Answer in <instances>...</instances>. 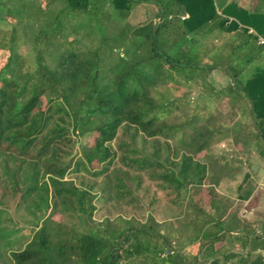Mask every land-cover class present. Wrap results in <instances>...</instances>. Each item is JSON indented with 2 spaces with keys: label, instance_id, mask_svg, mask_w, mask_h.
<instances>
[{
  "label": "trees",
  "instance_id": "16d2710c",
  "mask_svg": "<svg viewBox=\"0 0 264 264\" xmlns=\"http://www.w3.org/2000/svg\"><path fill=\"white\" fill-rule=\"evenodd\" d=\"M56 1L61 8L53 5ZM148 1L0 0V21L10 25L0 38V162L6 156L16 159L15 170L11 173L5 165L4 173L10 175L18 206L29 202L34 209L28 211L33 220L15 221V226L20 225L15 230L0 222V243L11 264H198L196 254L187 262L181 247L152 232L150 224L120 229L108 222L91 225L92 185L64 179L71 167L101 175L117 163L125 174L136 177L137 185L146 177L169 196L179 198L188 191L192 230L188 238L194 248L206 244L217 253L221 247L214 244L225 245L226 236H232L234 223L218 200L219 193L212 185L201 189L208 165L197 156L216 140L227 139L246 150L253 146L264 155V48L257 43L258 35L264 37V0H250L245 6L234 0H151L156 11L149 15L154 17L146 16L136 25L127 20ZM112 27L117 33L110 37ZM80 30L97 36L96 45L88 43L80 50L79 38L72 36ZM171 31L173 45L178 46L176 60L159 44V38ZM227 32H231L228 40L220 45L210 40ZM25 43L35 53L32 71L21 67L25 54L18 48ZM50 56L54 61L48 63ZM146 63L155 65L157 74L165 72L167 83L187 88L219 68L230 82L221 92L211 82H202L204 87L209 85L210 96L219 94L230 105L237 104L242 116L248 113L252 127L242 133L240 123L200 124L203 117L195 111L184 124L162 122L161 113L176 110L178 104L175 97L162 102L152 98L157 82L143 70ZM55 114L59 115L48 129ZM67 125L81 135L94 133L93 143L83 148L73 166L60 161L62 153L56 145L70 140ZM138 132L151 139L177 137L181 146L172 156L162 157L156 145L151 153L140 152L135 146ZM114 176L116 190L123 196L122 176L116 171ZM244 179L252 185L240 195L246 200L254 181L249 174ZM206 202L213 212L203 207ZM59 203L75 223L56 218L62 213L57 212ZM27 224L32 234L21 246V236L10 237ZM244 229L241 236L232 237L244 250L249 241L253 248L246 255L228 253L223 258H237V264H264L262 254L251 258L257 249L264 252V236ZM219 261L215 257L210 264Z\"/></svg>",
  "mask_w": 264,
  "mask_h": 264
},
{
  "label": "rangeland",
  "instance_id": "374dc122",
  "mask_svg": "<svg viewBox=\"0 0 264 264\" xmlns=\"http://www.w3.org/2000/svg\"><path fill=\"white\" fill-rule=\"evenodd\" d=\"M234 1L239 5L245 6L250 0ZM143 3L144 6L140 7V11L134 10L127 19L133 25L139 22L141 23L146 16H149V18L154 17V15L150 16L155 9L154 3L151 0ZM53 5L57 8L62 7L59 1H56ZM1 16H3L2 12H0V17ZM114 23L117 25L116 22ZM112 28L113 29L109 31L110 37H113L117 33V30L114 27ZM9 29L10 25L0 21V38ZM38 30L39 26L37 25L35 26V31ZM172 34H174L173 31L169 34L164 33L162 39L159 38V44L165 51L170 53L168 55L171 56L172 59L176 60L178 58L174 56L176 55L174 52H176L178 46L173 45V40L171 39ZM230 34L231 32L222 33L218 36L213 35L210 37V40L213 44L220 45L228 40ZM28 35L29 37L32 36L30 31ZM72 36L79 38L78 47L80 50L86 48L88 43L96 45L93 40L97 41V36H94L96 37L94 39L93 36L87 35L83 30H80L78 34H72ZM165 42H167L168 48L164 47ZM181 44L182 42L180 45ZM18 50L25 54L23 60L20 61L23 71L34 70L36 66L35 53L32 52L30 46L25 43L20 45ZM50 58L47 59L48 63L54 61V57L50 56ZM142 68L148 75L156 79V88L152 89L150 92V95L156 102H162L165 98H176L178 108L167 114L161 113L162 122L171 125L184 124L183 122L189 119L193 111H195L199 116L203 117L201 121L199 120L200 124L209 122L211 125L222 124L224 126H230L235 123H240L242 133H245L252 127L251 117L248 113L242 116V111L237 104L236 106L230 105L227 100L224 99L225 97L219 94L210 96L208 90L210 82L217 91H222V88L230 82L229 77L219 68L213 69L204 79L197 78V80H199L197 82L201 83L193 84L188 88L178 84L167 83L168 81L165 78L166 73L162 72L157 74L155 65L146 63ZM202 82H208L209 85L206 83V87H204V83ZM210 113H213V118H208L206 121H203L205 120L204 118L210 116ZM58 115L59 114L54 115V119L50 123L48 129L54 125ZM67 127L70 140L55 143L62 153L58 155L60 161L71 163V166H73V162L81 156L83 148L93 143L94 133L86 132L81 135L72 132L69 125H67ZM131 131L133 132V130ZM39 145L40 144H38V146ZM155 145L160 148L162 157L168 154L172 156L175 149L181 146L178 143L177 137L167 141L162 137L151 139L146 138L141 132L137 133L135 146L140 152L151 153ZM168 146L170 148L169 151L167 150ZM46 156L49 155L47 154ZM197 159L201 162H206L208 165L205 184L201 189L208 188L212 185L219 193L220 197L218 200L224 202L227 207V213H229L228 218L234 223L232 225V221L230 222L232 227H235L232 236H239L242 234L244 228H246L244 229L245 231H252L255 236H264V202L260 204L257 200V196L249 197L246 200L240 198L244 188L252 186L244 179V174H249L250 177L257 174L260 175V172L257 173L256 170H264V155L258 152L253 146L246 150L243 149L242 144L233 143L231 139H227L220 141L216 140L215 143L209 144L206 151L199 154ZM14 161H16V159H14ZM14 161L6 156L3 158L2 162H0V222L2 223V227L11 230H15L16 227L20 228V225L15 226V221L23 222V220H33V216L28 211L29 209H31V211L34 210L29 202L18 206V200L16 198L18 196H14L12 193L10 175L4 173V166L6 165L12 173L16 166V164L13 163ZM100 167H102V165H100ZM100 167L93 171L99 170ZM115 171L122 176V184L126 191L123 196L116 190L118 187L114 176ZM17 178L19 179V177ZM64 179H72L76 184H82L84 186L92 185V193L94 196L92 203L94 209L92 210L91 225L94 223H103L105 225V223L108 222L116 229H120L128 225L139 226L144 224L147 226L150 224L152 232H155V234L163 238H171L173 242L172 245L176 247L179 245L181 247V252L187 256V262H191L194 254H196V262H198V264H210L211 260L215 257H218L220 260L219 264H237V258L225 260L222 255L228 253L246 255L247 250L253 248L254 244L249 241L247 249L244 250L238 239L229 235L226 236L227 239L225 240L227 243L225 245L220 242L214 244L216 248L221 247L220 251L217 253L212 252L211 248L207 247L206 244L194 248L195 246L191 245L188 238L192 233L187 217L190 211L187 205L188 199H186V196L189 195V193H187L188 191L183 190L179 198L173 197V195L169 196L164 190L159 189L156 184L146 177H142L140 185H137L135 182L136 177L133 176L132 173L125 174V170L117 163H114L101 175H94L92 172L81 168L79 171H73L71 167L68 169ZM107 182L109 183L108 187H106ZM204 194L203 197L206 201L208 196L206 193ZM203 207L213 212V209L207 202L203 204ZM58 211L62 213H58L59 215L56 216L57 219L69 223L76 222V220L70 217L69 213L65 211L61 203L58 205L57 212ZM22 225L23 224H21V226ZM29 227L30 224H27L23 229L14 233L10 239L21 236L18 244L22 246V243L28 240L32 234ZM235 232H237V234ZM257 254L264 255V252L255 250L252 252L251 258ZM0 264H11L8 251L2 247L1 243ZM134 264L142 263L136 261Z\"/></svg>",
  "mask_w": 264,
  "mask_h": 264
},
{
  "label": "crops",
  "instance_id": "0c3cea01",
  "mask_svg": "<svg viewBox=\"0 0 264 264\" xmlns=\"http://www.w3.org/2000/svg\"><path fill=\"white\" fill-rule=\"evenodd\" d=\"M140 7H143V6L142 5H138V7H136L135 10L140 11L139 10ZM155 11H156V8L154 9V12ZM183 17H185V16H183ZM230 20H232L231 17L229 18V21ZM256 172L257 173L260 172V175L257 174L255 176H251V178L253 177L252 179L254 181V183H253L254 184V188H253V192L251 193L250 197L257 196V198H258L257 200L261 204L262 202H264V170L263 169H260V170H256ZM235 233L237 234V232H235ZM257 251L259 252L260 250L257 249ZM263 258H264V255H263Z\"/></svg>",
  "mask_w": 264,
  "mask_h": 264
},
{
  "label": "built area",
  "instance_id": "2783aa9c",
  "mask_svg": "<svg viewBox=\"0 0 264 264\" xmlns=\"http://www.w3.org/2000/svg\"><path fill=\"white\" fill-rule=\"evenodd\" d=\"M250 31L252 32V30H250ZM257 43L260 44V45H262L263 48H264V37L258 35L257 36Z\"/></svg>",
  "mask_w": 264,
  "mask_h": 264
}]
</instances>
